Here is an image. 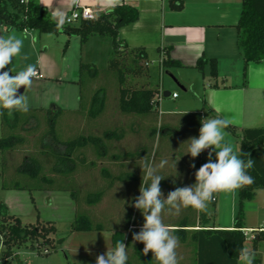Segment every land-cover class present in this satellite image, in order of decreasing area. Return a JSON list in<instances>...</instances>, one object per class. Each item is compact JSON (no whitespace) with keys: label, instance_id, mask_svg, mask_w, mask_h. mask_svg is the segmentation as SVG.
I'll return each instance as SVG.
<instances>
[{"label":"rangeland","instance_id":"1","mask_svg":"<svg viewBox=\"0 0 264 264\" xmlns=\"http://www.w3.org/2000/svg\"><path fill=\"white\" fill-rule=\"evenodd\" d=\"M0 36L5 38L14 36L23 40L21 54L12 58V64L8 65L4 69L5 71L11 68V74L16 75L29 64L36 66L38 63L47 68L44 72L45 79L33 78L31 87L27 90L24 89L30 103L28 113L16 111L14 118L10 119L7 110L0 109L4 113L0 115V138L8 135H19L24 139L23 143L19 144L16 149L4 150L0 146V201L4 202L10 213L18 216L23 223L35 222L37 213L43 220L54 221L58 229L56 237L67 239L65 244H60L57 250L49 255L38 254L35 249L30 247V244L15 246L13 251L17 256L10 259V264H96V257L106 253L107 249H111L109 240L107 241V236L112 233L110 230L101 231L97 234L96 232L70 233V226L76 213V202L71 197L70 192L35 190L32 192L35 199L34 205L28 190L3 188V185H10L15 181H19L18 179L21 176H19L17 170L26 156L36 155L40 159L45 173L48 176L58 177L52 170L54 158L51 153L44 149L46 153L40 154L43 150L41 139H45L46 142L61 150L63 146L57 140L64 141L74 139L79 135L86 136L89 134L102 136L105 130H116L118 134L123 133L120 139L105 138L106 156L99 157L92 146L81 148L76 153L78 165L75 183L79 187L80 197L78 208L79 211H87L95 221L103 223L108 228L123 230L126 237H130L127 246L128 264H142L135 250L141 243L133 241L132 238L134 232H139V226H129V224L139 225L140 222H145L142 212L132 206L134 198L140 194L139 188L143 177L139 164L144 156L151 159L154 165L157 166L162 160H167L168 163L172 162L173 165L178 163L179 160L183 162V158H178V160L168 159L165 155L166 152L162 151V147L167 142H164V140H167L169 134H161L157 120H152L151 125L149 124L144 130L143 124L137 116L120 113L117 79L113 71L108 70L111 53V43H108V41L106 43L103 41L98 42L97 40L102 39L95 36L96 39L90 38L82 44L80 38L76 35H68L63 31L59 33H39L34 29L25 32L18 30L7 32L0 29ZM159 60L157 49L151 48L150 58L148 59L150 76L146 78L144 76L129 75L126 81L127 84L131 86L147 84L150 88L160 85L162 80L165 81V86L171 82L175 84V89H170V91H177L180 98L178 100L163 98L162 100H165L162 105L163 109L167 106L172 107L176 102H181L187 97L189 98L188 103H195L196 96L193 97L191 94L186 93L179 84L175 83L178 77L177 72H181L180 69L174 67L159 69ZM123 61L125 63L129 62L127 59ZM81 63L93 65L99 70L94 79L88 73H85L82 78L81 87L85 97L88 96L87 100L96 88L100 87L105 91V109L95 119L89 118L86 111H79L81 91L79 72ZM183 72L189 75L193 81L195 80L198 92H200L203 82L210 77L208 70L203 71V73L205 72V78L200 71L185 70ZM51 122H54L53 138L56 140L51 135H43L52 127ZM192 130L187 132L186 139L193 136L199 137V131L195 128ZM178 133L179 131L175 128L169 136V138L175 140V143L179 137ZM229 134L237 142V138L231 133ZM137 146H139V149H136ZM186 146H188L187 143L183 145V147ZM181 149V146H178L177 150L180 151ZM136 150H145L143 157L128 159L124 156L128 152H136ZM235 151L239 155L238 147ZM174 154L177 155L175 151L172 155ZM114 155H122L123 158L116 159ZM82 158H85V162ZM215 159L216 157L213 158V160ZM92 161L96 162L95 166H91ZM137 161L138 163H136ZM102 167H107L113 174L122 175L123 178L127 177L130 171H133L131 175L133 180L117 181L111 187L106 188L105 195L99 203L88 206L85 203L87 191H97V189L104 186V180L100 175ZM162 172L163 169L158 170V174ZM161 184L167 187L166 180L163 179ZM162 192L166 198L169 192ZM235 194V205L233 208L227 205L223 212L228 218H234L237 211L238 197L237 193ZM227 200L232 201L230 198H227ZM217 213V206H210L209 215L211 221L216 222V224L219 222ZM173 216H175L174 211H168L167 207L161 213L162 220L173 219ZM246 218L251 225H264V189L257 192L254 200L246 202L245 220ZM251 245V239L247 237L245 246L250 248ZM263 247L264 241H260V249L262 250ZM4 250L5 247L1 238L0 264L3 262Z\"/></svg>","mask_w":264,"mask_h":264},{"label":"trees","instance_id":"2","mask_svg":"<svg viewBox=\"0 0 264 264\" xmlns=\"http://www.w3.org/2000/svg\"><path fill=\"white\" fill-rule=\"evenodd\" d=\"M169 5L171 9L180 11L183 9L184 1L170 0ZM139 15L137 7L122 3L114 10L106 9L98 14L95 19H81L76 24L66 23L62 31L68 35L78 36L82 44L94 36L110 38L111 53L108 61V70H112L117 79L119 111L123 115L137 116L143 124V129H145V121L151 124L152 120H157L161 92L159 86L150 88L147 84L141 86L127 84L126 81L129 75L149 77V56L145 47H130L120 38V30L135 23L139 19ZM0 25L5 26L8 30L21 32L33 29L39 33L61 32L56 29L51 12L45 7L35 4L32 0H27L26 2H21V0H0ZM235 28L237 46L244 58L243 73L245 76L248 63H261L264 61V0H242L240 17ZM157 51L160 55L159 64L162 69L184 67L179 60L171 57L169 47H158ZM126 59L129 60L128 63L123 61ZM206 65L209 66L210 77L213 80L212 86L217 87V59L202 56L197 60L194 67L203 73ZM98 71V68L93 65L80 64L79 83L81 91L79 111H86L91 119H95L103 113L106 100L105 91L103 88L98 87L87 100L88 96L85 97L81 83L85 73H88L94 79ZM217 117L219 116H215V118ZM4 120L6 121V119ZM51 125L52 127L43 135H51L53 138L54 122H51ZM199 127H201V121H199ZM225 130L237 138L239 154L242 150L254 160V167L247 170L248 174L254 178V183L237 189V211L232 228H216L215 225L210 224L209 209L208 213H202L191 207L182 208L178 213V215H181L180 218L177 216L173 217V219L162 220L163 223H176L174 225L178 228L175 229L174 234L179 237V242H186L188 239L192 241L194 244L191 256L193 264H238V249L245 248L247 239L244 232L245 204L247 201L254 199L257 190L264 189V126L239 128L230 124ZM121 135L123 133L118 134L116 130H105L102 136L89 134L86 136L79 135L74 139L64 141L57 140L63 146L61 150L57 149L55 145L52 146L49 142H46L45 139H41L43 150L40 154L46 153L44 149L51 153L54 158L52 170L58 177L48 176L42 167L40 159L36 155H31L24 158L23 163L17 170L19 176H21L18 179L19 181H15L10 185H3V188L28 190L34 205L35 199L32 196V192L35 190L68 191L76 202V213L70 226V233L110 230L112 232V248L115 247L117 241H122L128 246L130 237L127 238L123 230L108 228L103 223L95 221L87 211H79V187L75 183L78 165L77 151L86 146H92L99 157H104L107 155L105 138L120 139ZM23 140L19 135H8L0 138V146L4 150L16 149L19 144L23 143ZM145 150L128 152L124 156L128 159L143 157ZM114 157L116 159L123 158L122 155H114ZM240 158L247 160L249 157L248 155H241ZM82 159L85 162V158ZM199 162L200 155L195 158L196 167ZM95 165L96 162L92 161L91 166ZM100 173L105 187L103 186L97 191H87L85 203L88 206H94L99 203L105 195L106 188L111 187L117 181L133 180L131 176L133 171H130L125 178L121 177L122 175L113 174L107 167H102ZM164 177V180L168 182L166 176ZM214 195L215 197L217 196V194ZM210 206H216V200L210 203L209 208ZM197 211L199 213L198 222H196L195 218H191L192 214L197 215ZM188 223H192V225ZM197 224L200 228L189 230L190 236H187L188 230L181 228L195 227ZM261 229L264 228L251 229L252 237L250 239L253 251L258 249L260 241H264V231H261ZM57 232L58 229L55 222L41 219L39 213H37L35 222L23 223L18 216L10 213L8 206L4 202L0 201V239L2 238V243L5 247L2 255V264H10V259L17 256L13 251L15 246L30 244V247L41 255H49L51 252L56 251L57 247L65 241V237H56ZM143 248L144 244H139L135 248L141 263L157 264L153 259L152 252L150 251L147 255H144ZM257 263L255 258V264Z\"/></svg>","mask_w":264,"mask_h":264},{"label":"crops","instance_id":"3","mask_svg":"<svg viewBox=\"0 0 264 264\" xmlns=\"http://www.w3.org/2000/svg\"><path fill=\"white\" fill-rule=\"evenodd\" d=\"M35 4L45 7L52 14L57 8L67 11V15L72 10H67L66 0H32ZM170 0H120V4L127 3L139 9V19L120 30V38L123 42L130 47L143 46L148 51L150 58L151 48L169 47L170 55L172 58L179 60L184 67H177L180 69L177 72L178 77L175 83L179 82L180 87L195 97V103H188L189 98L183 99L181 102H176L172 107L167 106L163 109V98L178 100L180 95L177 91H170L175 89V84L169 83L165 86V81L162 80L158 85L161 96L159 97V113L157 116V124L160 126L161 134H171L175 128L179 131L177 142L172 138H167V141L162 147V151L166 152L167 158L177 159L183 158V162L179 160L176 167L172 162L167 163L166 167L162 168V176H166L168 182L167 187L160 185L162 191L170 192L177 187H184L195 183V172L201 165L207 162L208 152L211 149H206L200 154V162L195 166V159L187 153L188 146L183 147L186 142L185 137L188 136L187 132L192 129L200 130L199 121L207 118H215V116L229 117L232 125L239 128H253L264 126V61L261 63L250 62L247 65V73L244 76V58L237 46V33L235 25L237 24L242 0H183L184 6L180 11L171 9L169 5ZM88 6L98 15L105 11L106 8L100 7L95 0H80L79 7ZM78 22V21H77ZM2 31L12 32L5 26L0 25ZM95 38L91 37V39ZM102 40L98 42H110L108 37H99ZM205 56L206 58H216L218 61V77L217 87H213V80L208 77L207 81L203 82L200 92L197 91V83L193 81L189 75L183 71H198L194 66L197 60ZM160 59V55H159ZM160 61V60H159ZM149 66V65H148ZM37 71L42 74L41 77H34L45 79L44 74L47 68L41 63L36 65ZM159 69H162L159 64ZM210 76L209 66H205ZM149 71V76H150ZM205 78V72L203 73ZM44 81V80H43ZM177 85V84H176ZM165 92H169L165 95ZM195 92V94H194ZM177 93V97L172 94ZM194 94V95H193ZM148 122H144L147 127ZM151 125V124H150ZM202 126V125H201ZM186 128V130H185ZM146 130V129H144ZM193 131V130H192ZM225 133V142L230 143L234 151L237 150V142L233 140L230 134L223 130ZM200 134V132H199ZM173 137V133L171 134ZM178 146L181 150L178 151ZM139 149V146H137ZM175 151L179 152L177 155H172ZM184 151V152H183ZM139 152V150H138ZM216 157L213 153V157ZM141 157H137L139 159ZM138 163V161L136 162ZM167 172V173H166ZM166 173V175H165ZM262 190V189H259ZM256 191V195L257 192ZM235 193L233 192H220L216 193V206L217 217L219 222L211 221L210 224L215 225L216 228H232L234 226V218H228L224 215V209L227 205L230 208L235 205ZM255 195V197H256ZM254 197V199H255ZM230 198L232 201L227 200ZM253 199V200H254ZM252 201V200H251ZM229 203V204H228ZM181 217L176 214L175 217ZM235 216V214H234ZM192 219L198 222L199 213L192 214ZM193 221V220H192ZM145 222L139 223V231ZM172 228L174 231L176 223H164ZM192 225V223H188ZM245 230L253 228H264V225H251L247 220L244 221ZM186 230H194L200 228L197 224L195 227H181ZM96 234L101 231H95ZM90 233V232H75ZM74 234V233H71ZM190 231L187 236H190ZM252 236V232L249 233ZM111 234L107 236L109 245H111ZM67 239L62 244H65ZM141 243V242H139ZM143 244V243H141ZM194 244L190 239L186 242H179L177 248L179 264H193ZM245 248H247L245 246ZM252 250V245L250 248ZM257 262L264 264V247L254 250ZM239 264V262H238Z\"/></svg>","mask_w":264,"mask_h":264},{"label":"clouds","instance_id":"4","mask_svg":"<svg viewBox=\"0 0 264 264\" xmlns=\"http://www.w3.org/2000/svg\"><path fill=\"white\" fill-rule=\"evenodd\" d=\"M103 8L114 10L120 0H95ZM80 0H66L67 10L79 7ZM77 13L69 17L67 11L57 8L52 12V20L58 31H62L66 23H71ZM23 40L14 36L7 38L0 36V109H6L8 117L14 118L16 111L28 113L30 103L25 92L18 95V89L25 90L31 87L33 78L37 76L35 65L29 64L24 70L12 75V58L21 54ZM4 113L0 111V115ZM232 123L229 117L207 118L201 120L199 137H190L186 142L188 149L186 154L197 158L204 150L208 152L207 162L195 172V183L184 187H177L164 197L160 187L164 176L158 174L167 160L154 165L147 156L141 158L139 167L143 177L139 188V196L134 198L132 206L140 210L145 223L139 232L133 233V241L144 244L143 254L153 253V259L157 264H179L177 248L179 237L174 230L162 221L161 213L167 207L168 211L178 214L180 210L193 208L202 213H208L210 203L215 199L216 193L233 192L244 186L254 183V178L248 174V169L254 167L255 162L248 153L240 151L238 155L230 143L225 142L226 129ZM213 153L216 159L213 160ZM241 155H248V159H241ZM176 167V163L174 165ZM191 167L195 168L193 163ZM150 181V183H149ZM264 231V229H261ZM255 252L248 248L238 249L239 264H255ZM127 246L122 241H117L112 249H107L96 257V264H127Z\"/></svg>","mask_w":264,"mask_h":264},{"label":"built area","instance_id":"5","mask_svg":"<svg viewBox=\"0 0 264 264\" xmlns=\"http://www.w3.org/2000/svg\"><path fill=\"white\" fill-rule=\"evenodd\" d=\"M27 0H21V2H26ZM73 12H76L77 13V15H76V17L72 20V22L70 23V24H73L74 22H77V21H79V20H81V19H86V20H89V19H95V18H97V14L93 11V9L92 8H90V7H88V6H81V7H78V8H74L72 11H71V13L68 15L69 17H72L73 16ZM67 24H69V23H67ZM42 76V74H40L38 71H37V76L36 77H41ZM161 96V95H160ZM172 96L175 98V97H177V93H173L172 94ZM216 200V197H215V199L213 200V201H215ZM244 232H245V236L246 237H252L249 233L251 232V231H249V230H245L244 229ZM257 264H259V263H257Z\"/></svg>","mask_w":264,"mask_h":264},{"label":"water","instance_id":"6","mask_svg":"<svg viewBox=\"0 0 264 264\" xmlns=\"http://www.w3.org/2000/svg\"><path fill=\"white\" fill-rule=\"evenodd\" d=\"M177 84L180 85L179 82H177ZM23 92H24V88H23V87H21L20 89H18V95H19V94H22ZM165 93H166L165 95H168V94H169V92H165Z\"/></svg>","mask_w":264,"mask_h":264}]
</instances>
